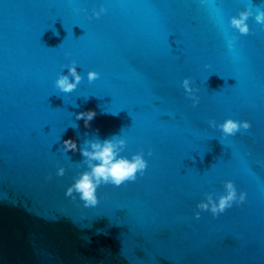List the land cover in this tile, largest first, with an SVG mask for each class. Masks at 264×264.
I'll list each match as a JSON object with an SVG mask.
<instances>
[{"label":"water","instance_id":"water-1","mask_svg":"<svg viewBox=\"0 0 264 264\" xmlns=\"http://www.w3.org/2000/svg\"><path fill=\"white\" fill-rule=\"evenodd\" d=\"M248 4L264 10L0 0V264H264V26L250 16L241 35L228 24ZM73 64L80 81L61 92L54 81H71ZM86 110L87 128L76 119ZM225 119L250 127L222 136ZM68 138L77 151H64ZM113 138L125 141L119 156L142 155L143 174L100 185L95 206L66 196L89 170L79 149ZM226 180L243 202L215 217L196 208Z\"/></svg>","mask_w":264,"mask_h":264},{"label":"clouds","instance_id":"clouds-1","mask_svg":"<svg viewBox=\"0 0 264 264\" xmlns=\"http://www.w3.org/2000/svg\"><path fill=\"white\" fill-rule=\"evenodd\" d=\"M104 12L101 6L99 12H93L94 16H99ZM252 17L257 24L264 26V10L257 9L253 14L251 5L245 6L244 10L239 11L237 15L231 16L228 19L229 26L236 30L241 35H246L249 32L246 20ZM236 37L232 36L227 41V48L232 50L233 42ZM68 73L72 77L71 81L66 75H58L54 81V86L61 92H71L76 88L80 81V76L76 72L74 64L69 66ZM98 74L90 71L87 74L88 82L96 79ZM182 87L185 89L186 95L193 100L195 104L197 97L193 94L196 91L194 88H189V80L185 78L182 81ZM96 113L93 110H86L76 113V119L82 120L84 127H89V122L94 118ZM222 136H232L240 129H248L250 127L247 121H235L233 119H225L221 124L217 125ZM125 141L123 139H104L101 141L87 142L86 148H80V154L86 158L88 171L82 172L73 183L65 190L66 196H71L73 193L78 194L80 201L85 207L95 206L98 203L96 190L100 185L111 184L119 186L125 181H132L136 178V174H143L146 168V161L140 153H135L131 158L119 156L118 153L123 148ZM62 146L65 152L77 151L76 141L72 138L64 139ZM150 154V153H149ZM96 161V163H92ZM56 174L63 175V168H58ZM245 199V193L237 191L230 180L224 181V191L218 195L215 200L211 194L205 196V199L197 203L196 208L203 211L207 210L213 217L223 213L226 208L232 206L233 202L239 204ZM199 211L194 215L198 218Z\"/></svg>","mask_w":264,"mask_h":264}]
</instances>
